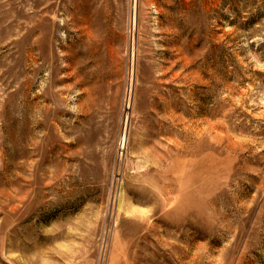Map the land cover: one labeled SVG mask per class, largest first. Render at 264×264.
<instances>
[{"label": "rangeland", "instance_id": "obj_1", "mask_svg": "<svg viewBox=\"0 0 264 264\" xmlns=\"http://www.w3.org/2000/svg\"><path fill=\"white\" fill-rule=\"evenodd\" d=\"M0 264H264V0H0Z\"/></svg>", "mask_w": 264, "mask_h": 264}]
</instances>
